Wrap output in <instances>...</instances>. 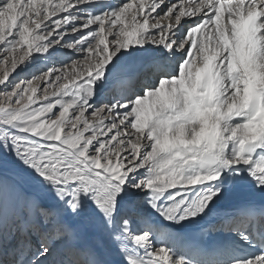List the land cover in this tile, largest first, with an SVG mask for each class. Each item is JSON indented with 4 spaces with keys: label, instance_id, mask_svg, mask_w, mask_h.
Wrapping results in <instances>:
<instances>
[{
    "label": "snow or ice",
    "instance_id": "1",
    "mask_svg": "<svg viewBox=\"0 0 264 264\" xmlns=\"http://www.w3.org/2000/svg\"><path fill=\"white\" fill-rule=\"evenodd\" d=\"M0 264H264V0H0Z\"/></svg>",
    "mask_w": 264,
    "mask_h": 264
},
{
    "label": "bare ground",
    "instance_id": "2",
    "mask_svg": "<svg viewBox=\"0 0 264 264\" xmlns=\"http://www.w3.org/2000/svg\"><path fill=\"white\" fill-rule=\"evenodd\" d=\"M149 46L151 47V45H149ZM212 239H213V237L211 235H209V237H208L209 242H211Z\"/></svg>",
    "mask_w": 264,
    "mask_h": 264
},
{
    "label": "rangeland",
    "instance_id": "3",
    "mask_svg": "<svg viewBox=\"0 0 264 264\" xmlns=\"http://www.w3.org/2000/svg\"><path fill=\"white\" fill-rule=\"evenodd\" d=\"M110 39H111V37H110ZM149 46V45H148ZM150 47V46H149ZM65 51H67V50H65ZM137 90H139V85H137ZM67 99V98H66Z\"/></svg>",
    "mask_w": 264,
    "mask_h": 264
}]
</instances>
